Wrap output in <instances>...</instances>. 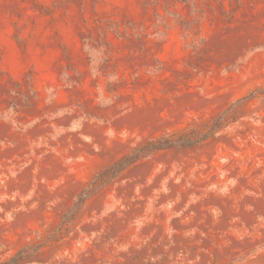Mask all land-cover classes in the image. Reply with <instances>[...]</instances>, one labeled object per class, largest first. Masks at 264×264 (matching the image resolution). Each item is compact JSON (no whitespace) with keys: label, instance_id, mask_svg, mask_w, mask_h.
Masks as SVG:
<instances>
[{"label":"rangeland","instance_id":"1","mask_svg":"<svg viewBox=\"0 0 264 264\" xmlns=\"http://www.w3.org/2000/svg\"><path fill=\"white\" fill-rule=\"evenodd\" d=\"M0 264H264V0H0Z\"/></svg>","mask_w":264,"mask_h":264}]
</instances>
